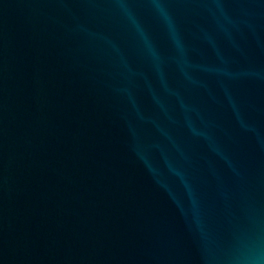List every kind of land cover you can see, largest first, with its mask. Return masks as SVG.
<instances>
[{
    "label": "water",
    "instance_id": "water-1",
    "mask_svg": "<svg viewBox=\"0 0 264 264\" xmlns=\"http://www.w3.org/2000/svg\"><path fill=\"white\" fill-rule=\"evenodd\" d=\"M0 264H264V0H0Z\"/></svg>",
    "mask_w": 264,
    "mask_h": 264
}]
</instances>
